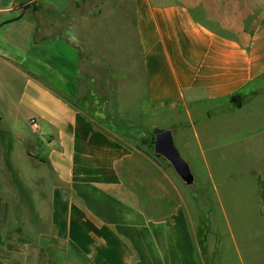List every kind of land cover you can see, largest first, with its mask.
<instances>
[{
  "label": "crops",
  "instance_id": "crops-1",
  "mask_svg": "<svg viewBox=\"0 0 264 264\" xmlns=\"http://www.w3.org/2000/svg\"><path fill=\"white\" fill-rule=\"evenodd\" d=\"M262 83L264 0L4 3L0 264H205L183 182L111 126ZM252 196L264 264V177Z\"/></svg>",
  "mask_w": 264,
  "mask_h": 264
},
{
  "label": "rangeland",
  "instance_id": "rangeland-1",
  "mask_svg": "<svg viewBox=\"0 0 264 264\" xmlns=\"http://www.w3.org/2000/svg\"><path fill=\"white\" fill-rule=\"evenodd\" d=\"M8 1L0 0V6ZM19 17L16 13L12 19ZM26 17L31 16L27 13ZM261 85L256 99L246 97L249 89L242 91L245 100L240 108L229 99L212 106L201 103L196 109L189 104L178 112L175 107L156 109L147 126L120 121L111 126L120 131V140L177 176L169 162L153 150L155 131L172 129L174 145L194 177L192 185L180 180L197 250L205 264H239L238 260L255 264L260 233L255 202L250 197L256 180L264 177V83ZM3 103L6 107L8 102ZM91 113L95 115L94 110ZM247 196L248 200H243Z\"/></svg>",
  "mask_w": 264,
  "mask_h": 264
},
{
  "label": "water",
  "instance_id": "water-1",
  "mask_svg": "<svg viewBox=\"0 0 264 264\" xmlns=\"http://www.w3.org/2000/svg\"><path fill=\"white\" fill-rule=\"evenodd\" d=\"M229 100L236 108L242 106L243 101L240 94L230 96ZM153 150L155 155L161 156L169 162L174 172L185 185L193 184V174L191 173L189 165L175 147L171 130L155 131Z\"/></svg>",
  "mask_w": 264,
  "mask_h": 264
},
{
  "label": "built area",
  "instance_id": "built-area-1",
  "mask_svg": "<svg viewBox=\"0 0 264 264\" xmlns=\"http://www.w3.org/2000/svg\"><path fill=\"white\" fill-rule=\"evenodd\" d=\"M29 123H30V125L32 126V128H34V129H38V128H37V122H36L35 120L32 119V120L29 121Z\"/></svg>",
  "mask_w": 264,
  "mask_h": 264
}]
</instances>
